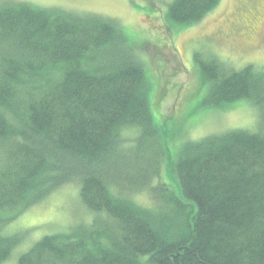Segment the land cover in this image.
<instances>
[{
    "label": "trees",
    "instance_id": "obj_1",
    "mask_svg": "<svg viewBox=\"0 0 264 264\" xmlns=\"http://www.w3.org/2000/svg\"><path fill=\"white\" fill-rule=\"evenodd\" d=\"M218 2L172 0L167 17L196 23ZM128 41L94 12L0 4V264L20 243L7 225L70 183L90 220L44 235L18 264H264V128L183 142L175 189ZM209 56L197 65L207 102L247 99L264 123L263 67Z\"/></svg>",
    "mask_w": 264,
    "mask_h": 264
},
{
    "label": "rangeland",
    "instance_id": "obj_2",
    "mask_svg": "<svg viewBox=\"0 0 264 264\" xmlns=\"http://www.w3.org/2000/svg\"><path fill=\"white\" fill-rule=\"evenodd\" d=\"M171 1L0 0V4L26 2L45 9L94 12L118 21L144 61L152 119L162 132L172 164L169 172L164 168L163 177L177 189L180 183L175 165L183 142L231 129L264 128L261 115L247 99L219 107L208 103L209 84L200 82L197 66L208 62L212 53L232 69L248 63L264 69V0H219L200 21L189 25L167 17ZM133 198L143 206L152 203L146 193L134 194ZM90 218L80 203L79 185L63 186L7 225L6 232L19 234L20 243L3 264H18L19 255L33 242Z\"/></svg>",
    "mask_w": 264,
    "mask_h": 264
}]
</instances>
